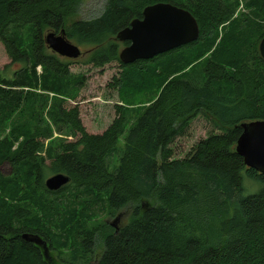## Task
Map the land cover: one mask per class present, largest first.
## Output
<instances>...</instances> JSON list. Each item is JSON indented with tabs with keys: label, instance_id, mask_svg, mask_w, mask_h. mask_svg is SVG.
Instances as JSON below:
<instances>
[{
	"label": "trees",
	"instance_id": "trees-1",
	"mask_svg": "<svg viewBox=\"0 0 264 264\" xmlns=\"http://www.w3.org/2000/svg\"><path fill=\"white\" fill-rule=\"evenodd\" d=\"M242 1L250 11L236 18L240 0H107L97 18L70 22L82 0H0V41L10 59L0 69V166L11 169L0 172V264H50L22 236L37 235L54 249L42 221L58 220L70 232L100 195L130 218L118 230L73 227L82 257L103 247L96 262L83 264H264V175L236 152L241 125L264 121V0ZM161 3L190 12L199 39L122 64L129 44L116 36ZM61 31L86 49L93 67L119 65L111 86L124 95L156 90L131 125V111L117 105L102 134L86 131L79 107L68 101L87 79L45 43L48 32ZM199 116L213 132L173 159L172 145ZM58 173L70 183L50 192L45 182Z\"/></svg>",
	"mask_w": 264,
	"mask_h": 264
},
{
	"label": "rangeland",
	"instance_id": "rangeland-1",
	"mask_svg": "<svg viewBox=\"0 0 264 264\" xmlns=\"http://www.w3.org/2000/svg\"><path fill=\"white\" fill-rule=\"evenodd\" d=\"M82 6L79 13L70 21L79 20H91L100 16L106 6L107 0H82ZM249 9L246 8L244 1L240 0V7L236 15L240 16L243 13H249ZM228 29L226 30V32ZM224 31H221L220 38L223 36ZM74 43V42H72ZM125 44V43H121ZM125 47H122V49ZM82 50V56L79 59L73 60L75 63L71 66V72L74 75H85L87 81L85 87L81 90L75 100L68 101L70 106H78L80 109V118L82 123L89 134H102L115 119V107L117 105L124 106L130 112V125L140 114V112L148 106L150 103V97L156 93L153 88L142 89L136 92H123L117 88H113L111 83L115 77H118L121 73L119 65L113 63L107 65L102 69H98L88 64V54L86 55V49L80 47ZM121 49V50H122ZM207 57V56H206ZM204 57L203 59H205ZM180 61V60H179ZM201 62V60L199 61ZM10 63V59L7 56L4 46L0 41V69H3L5 65ZM180 63V62H179ZM181 65V63H180ZM191 65L187 69L179 73H173L171 71L170 78L180 77L188 72H191ZM129 128V127H128ZM212 125L202 116H199L193 120L191 128L187 137L179 138L173 145L174 158L183 159L193 149V147L201 140L206 139L213 132ZM53 139H66L74 141L75 139L66 136L55 135ZM49 143V142H47ZM57 142L54 143L56 147ZM124 147L123 137L119 139V150ZM118 156L114 155L112 158L113 165L116 166ZM0 172L4 176H8L11 173V169L8 165L0 166ZM95 206L91 210H82V217L79 222L74 225L68 226L70 232H64L61 228V224L58 220L54 223L47 220L42 221L45 223V230L49 233L51 239L54 241L52 249L47 245L48 249V261L50 264H83L90 262H96L102 251L103 247L100 243L97 244L93 257L84 258L78 248V240L75 238V228L81 225H86L87 228H93L100 224H108L113 229L118 230L121 226L125 225L130 218V211H112L105 203V196L100 195L95 198ZM79 209H82L80 207ZM81 211V210H80ZM74 227V229H73ZM68 237L67 246L60 247L64 244V239ZM50 248L52 250H50ZM44 251V249L42 248Z\"/></svg>",
	"mask_w": 264,
	"mask_h": 264
},
{
	"label": "water",
	"instance_id": "water-1",
	"mask_svg": "<svg viewBox=\"0 0 264 264\" xmlns=\"http://www.w3.org/2000/svg\"><path fill=\"white\" fill-rule=\"evenodd\" d=\"M200 29L190 12L172 4H156L143 11L141 20H134L130 27L120 31L116 41L128 43L120 52L122 64L128 65L139 60H150L158 55L173 51L199 39ZM47 47L61 58L71 60L82 56L81 49L72 43L65 31L48 32L45 36ZM264 61V39L259 46ZM242 134L237 141L236 152L245 165L264 175V121L241 125ZM70 183V178L58 173L49 177L45 186L50 192H57ZM25 242L44 249L48 261L47 243L37 235L25 234Z\"/></svg>",
	"mask_w": 264,
	"mask_h": 264
},
{
	"label": "bare ground",
	"instance_id": "bare-ground-1",
	"mask_svg": "<svg viewBox=\"0 0 264 264\" xmlns=\"http://www.w3.org/2000/svg\"><path fill=\"white\" fill-rule=\"evenodd\" d=\"M30 52V51H29ZM47 179V178H46ZM18 190V189H17ZM19 191V190H18ZM33 194V193H32Z\"/></svg>",
	"mask_w": 264,
	"mask_h": 264
}]
</instances>
